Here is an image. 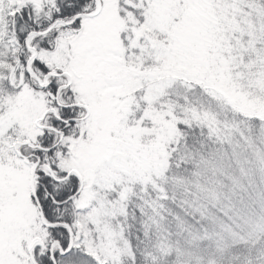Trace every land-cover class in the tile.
I'll return each mask as SVG.
<instances>
[{"label": "snow or ice", "instance_id": "1", "mask_svg": "<svg viewBox=\"0 0 264 264\" xmlns=\"http://www.w3.org/2000/svg\"><path fill=\"white\" fill-rule=\"evenodd\" d=\"M0 264H264V0H0Z\"/></svg>", "mask_w": 264, "mask_h": 264}]
</instances>
